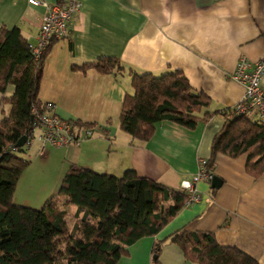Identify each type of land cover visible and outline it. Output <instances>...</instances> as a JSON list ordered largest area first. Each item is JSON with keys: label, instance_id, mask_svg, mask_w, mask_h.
Instances as JSON below:
<instances>
[{"label": "crops", "instance_id": "crops-1", "mask_svg": "<svg viewBox=\"0 0 264 264\" xmlns=\"http://www.w3.org/2000/svg\"><path fill=\"white\" fill-rule=\"evenodd\" d=\"M77 1L80 7L70 18L66 38L53 41L43 59L37 99L52 102L58 118L93 123L104 135L77 146L46 144L41 153L37 147L33 160L45 165L60 155L51 163L50 182L36 193L29 186L20 190L22 171L12 202L39 208L70 163L116 176L131 168L138 176L178 189L181 180L193 177L197 159L208 158L211 139L224 119L215 113L192 129L159 121L146 141L131 139L117 123L123 95L131 91L129 70H180L194 92L208 97L209 110L232 109L242 93L241 84L230 78L236 60L244 56L264 63V0ZM42 13V7L30 6L27 0H0V27H16L34 44ZM99 57L116 58L123 69L110 74L72 69ZM260 84L264 89V71ZM12 91L7 85L5 94ZM7 109L4 105L0 113ZM244 162V155L216 154L211 172L219 180L217 187L211 188L210 180L197 181L200 200L183 204L154 237L130 244L117 264H151L153 241L179 228L211 232L218 244L233 246L264 264V172L252 178ZM24 175L22 180L29 172ZM155 264L196 263L165 241Z\"/></svg>", "mask_w": 264, "mask_h": 264}, {"label": "trees", "instance_id": "trees-1", "mask_svg": "<svg viewBox=\"0 0 264 264\" xmlns=\"http://www.w3.org/2000/svg\"><path fill=\"white\" fill-rule=\"evenodd\" d=\"M51 40L37 59L16 27H0V264H117L127 248L156 233L183 206L184 191L168 188L131 168L116 176L70 163L56 191L39 208L12 202L17 179L28 161L17 140L30 125V107L37 99L43 59ZM92 68L99 74L116 73L121 64L99 57L72 69ZM130 92H125L117 117L118 128L131 139L146 141L155 124L168 121L192 129L212 114L223 117L213 135L207 165L216 154L245 156V173L256 178L264 172V124L232 109L209 110V99L194 92L180 70L159 74L129 70ZM11 84L13 91L5 94ZM76 128L93 123L71 121ZM175 244L184 259L196 264H258L233 246L217 243L207 231L179 228L151 247V264L162 244Z\"/></svg>", "mask_w": 264, "mask_h": 264}, {"label": "built area", "instance_id": "built-area-1", "mask_svg": "<svg viewBox=\"0 0 264 264\" xmlns=\"http://www.w3.org/2000/svg\"><path fill=\"white\" fill-rule=\"evenodd\" d=\"M30 6H40L43 13L40 19L34 44H27L30 54L37 59L51 40L66 38L71 16L80 7L77 0H62L48 4L44 0H27ZM264 71L262 61L252 62L240 56L234 65L230 78L242 86V93L232 110L235 114L250 115L264 124V89L260 80ZM52 102H39L30 107V125L25 133V142L22 146L28 149L31 142H39L38 153H41L44 144L53 146H76L80 141L94 133L93 127L76 128L71 121L58 118L53 112ZM212 177L211 166L205 158H198L196 171L191 180H181L178 190L184 191L186 199L184 205L198 202L200 193L195 187L197 181L208 182Z\"/></svg>", "mask_w": 264, "mask_h": 264}, {"label": "rangeland", "instance_id": "rangeland-1", "mask_svg": "<svg viewBox=\"0 0 264 264\" xmlns=\"http://www.w3.org/2000/svg\"><path fill=\"white\" fill-rule=\"evenodd\" d=\"M6 112V110H5ZM5 112L0 113V117L5 114ZM94 133H92L91 136H88L87 138L83 139L82 141L79 142V144H81L82 142L92 138V137H97V136H103V131L100 130L99 128L95 127L94 129ZM45 145V144H44ZM39 146V142H37L36 140L31 142V145L28 147V149H24L23 151L20 153L22 158H25L30 164L28 166L27 164V169H23L22 171H24V173L21 175L20 179H19V183L21 184L20 190H24L25 188H27L29 186V188H31L33 191V193H36L38 191L39 188H41V185L43 186L44 184L48 185L47 182H50V166L51 163L56 162V160L60 159V155L56 154L54 155L55 159L52 160L51 163H48V165H45L43 162H39V160H33L34 156L36 153L35 150H37V147ZM77 146V145H76ZM65 147V146H62ZM68 167V166H67ZM48 168V169H47ZM47 169V176L46 179L44 177V173H42L43 170ZM26 172H29V176L27 178H25L24 180H22L21 178H23L22 176H25L24 174H26ZM49 172V173H48ZM21 180V181H20ZM16 186V185H15ZM57 189V188H56ZM55 189V191H56ZM53 194V193H52ZM44 201V200H43ZM14 203V202H13ZM34 208V207H31Z\"/></svg>", "mask_w": 264, "mask_h": 264}, {"label": "water", "instance_id": "water-1", "mask_svg": "<svg viewBox=\"0 0 264 264\" xmlns=\"http://www.w3.org/2000/svg\"><path fill=\"white\" fill-rule=\"evenodd\" d=\"M24 142H25V136L22 135V136L17 140V142L15 143V146H16V147H22L23 144H24ZM218 182H219L218 178H217L216 176H212L211 179H210V187H211V188H216L217 185H218Z\"/></svg>", "mask_w": 264, "mask_h": 264}]
</instances>
